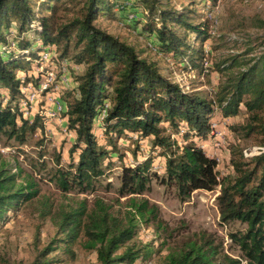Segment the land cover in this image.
Listing matches in <instances>:
<instances>
[{"label": "trees", "instance_id": "16d2710c", "mask_svg": "<svg viewBox=\"0 0 264 264\" xmlns=\"http://www.w3.org/2000/svg\"><path fill=\"white\" fill-rule=\"evenodd\" d=\"M49 1L35 6L32 0H0V134L24 143L28 133L43 127L44 101L33 117L25 116L22 87L29 83L37 86L41 78L40 52L49 50L45 68L66 60L71 77L69 86L62 88L59 96L63 104L60 117L65 119L66 130L74 134L66 139L70 142L67 168L60 165L58 158L53 173L52 181L61 191L91 189L104 174L105 160L110 163L112 155L118 157L116 145L122 135L146 137L150 147L158 148L165 159L162 181L174 186L179 195L220 187L216 196L220 219L246 225L244 231L231 234L245 264H264V151L244 158L242 150H234L230 159L234 174L219 179L216 159L208 157L195 143L211 131L210 119L215 109L212 102L199 90L186 91L172 82L156 62L141 57L134 46L96 25L98 16L111 14L112 9L124 21L128 13L133 14L128 26L144 33L156 54L185 72L194 71L200 64L199 72L203 74L212 67L209 59L203 66V44L211 37L206 23H193L185 10L169 7V2L163 0H79V13L56 23L55 6H50L52 14H39V6L45 7ZM11 33L14 36H8ZM189 36L200 46L191 45ZM228 60V64L225 59L216 65V71L227 74L234 66L246 64L236 57ZM237 74H228L220 82L213 103L224 118L237 115L240 106H244L252 121L231 128H240L245 136H264V51L250 67ZM103 110L104 117L100 119ZM163 123L174 133L166 132ZM96 129L103 133L108 146L99 144ZM179 133L189 140L179 142L173 137ZM151 165L149 156L133 167H123L118 193L132 195L128 217L120 220L101 200H96L91 208L80 200L76 207L57 212V233L63 238L54 241L73 243L83 233L84 247L96 251L100 264H138L144 260L151 249L143 252L133 244L121 253L117 251L134 237L138 221L158 218V209L149 205L147 199L134 198L149 190L152 179H158L150 171ZM8 170L0 160V223L5 222L10 209L39 192L34 182L17 184V175ZM53 249L46 248L41 255ZM216 255L211 245L189 242L182 250L169 253L163 264H242L228 255L215 259Z\"/></svg>", "mask_w": 264, "mask_h": 264}, {"label": "rangeland", "instance_id": "374dc122", "mask_svg": "<svg viewBox=\"0 0 264 264\" xmlns=\"http://www.w3.org/2000/svg\"><path fill=\"white\" fill-rule=\"evenodd\" d=\"M163 1L169 2V7L176 10H185L193 23H206L211 37L203 44L206 54L203 66L206 67L207 59L212 61L209 72L201 74L200 64L191 72L178 70L168 58L156 54L145 34L137 33L134 28L128 26L127 23H131L134 18L133 14L128 13V19L124 21L117 16V10L112 9V15H99L96 25L134 46L141 57L156 62L162 74L172 82L178 83L186 91L199 90L212 102L215 109L210 124L215 123L214 131L206 138L196 140L195 143L208 157L216 159L219 179L234 174L230 163L234 150H242L243 154L244 149L249 151L248 149L255 147H264L262 144L264 136L261 133H250L245 136L240 128L237 130L231 128L252 121L250 113L244 106H240L237 115L224 118L213 100L220 82L225 81L228 74L238 75V71L250 67L264 51V0H215L214 3H208L207 0ZM40 2L46 0H32L35 6ZM78 2L79 0L71 2L51 0L45 7L39 6L41 8L39 14L40 16L52 14L50 6H55L53 12L55 22H64L79 13ZM8 36L14 35L11 33ZM188 42L196 47L200 46L199 42H194L190 36ZM232 57L246 64L243 67L234 66L227 74L216 71V65H221L220 62L225 59L227 60L225 63L228 64L231 61L228 59ZM28 66L30 67L31 63ZM41 100L42 97L38 99L36 105H32L36 107L31 110V104L28 102L24 105L23 99L21 101L23 114L33 117L43 102ZM43 104L48 109L52 108L48 103ZM44 122L41 129L27 134L24 143L0 134V160L5 163L8 172L17 175V184L34 182L39 190L33 199L10 209L5 222L0 223V264H100L96 251L84 247L83 233H80L73 243L54 241L63 238L57 233L56 222L59 220L57 212L76 207L80 200L86 201L87 208L94 206L96 200H101L111 208L115 216L124 220L130 211L129 197L132 195L122 196L118 193L123 167H133L149 156L152 157L150 171L155 172L158 179H152L149 190L135 195L134 198L147 199L149 205L152 204L158 209V218L147 222L138 221L134 237L121 246L117 253L134 244L143 252L145 248L151 249V254L138 264H163L169 253L180 251L187 243L195 242L197 245H211L217 252L215 259L228 255L245 264L231 234L244 231L246 225L237 220L223 222L220 219L216 203L219 186L213 190H194L187 196L179 195L174 186L162 181L165 159L158 148L150 147V139L122 135L116 145L118 157L116 154L112 155L110 163L105 160L104 174L95 180L91 189L84 192L78 190L63 192L54 184L52 178L58 166L56 162L58 158L60 165L67 168L66 150L70 142L66 139L73 138L74 134L63 132L59 127L60 122L55 119L46 117ZM162 126L168 129L166 132L171 130L167 123H163ZM173 131L170 132L174 133ZM95 132L98 133L99 144L108 146L103 133L101 134L98 129ZM173 137L179 142L189 140L183 139L180 133ZM243 157L246 158L244 155ZM137 220L139 219L136 218ZM46 248L54 249L42 256Z\"/></svg>", "mask_w": 264, "mask_h": 264}, {"label": "built area", "instance_id": "2783aa9c", "mask_svg": "<svg viewBox=\"0 0 264 264\" xmlns=\"http://www.w3.org/2000/svg\"><path fill=\"white\" fill-rule=\"evenodd\" d=\"M49 50H45L44 52L40 53V58L42 60L41 65L38 67V70L41 71V78L39 80V83L37 86H33L32 84H27L22 87V92L24 93V105H26L28 102L31 104V110H34L32 105L37 104L38 99L40 97L43 98L44 103H48L49 105H52V108H47L46 106H43V112L46 117L53 118H59L60 112L63 108L62 102L59 100V93L62 90V88L68 87L71 81L70 77V68H69V62L66 60L61 61L57 65H50L45 68L47 65V60L49 57ZM58 66V67H56ZM76 70L79 68L77 66H74ZM108 104H106L107 106ZM30 110V111H31ZM104 117V110L100 117L102 119ZM215 127V123L210 124V129L213 132ZM63 132L66 131V128L62 129ZM210 131V132H211ZM247 149L243 150V155L247 158L258 155L261 152L264 151V147H255L253 149Z\"/></svg>", "mask_w": 264, "mask_h": 264}, {"label": "crops", "instance_id": "0c3cea01", "mask_svg": "<svg viewBox=\"0 0 264 264\" xmlns=\"http://www.w3.org/2000/svg\"><path fill=\"white\" fill-rule=\"evenodd\" d=\"M59 100H60V98H59ZM61 101V100H60ZM53 119H55V120H57V121H59L60 122V129L62 130V129H64V128H66V126H65V119H63L62 117H59V118H53ZM66 131H68V130H66ZM65 131V132H66Z\"/></svg>", "mask_w": 264, "mask_h": 264}]
</instances>
